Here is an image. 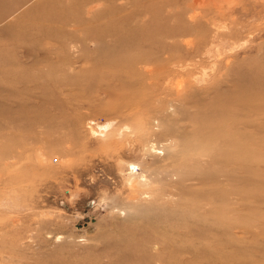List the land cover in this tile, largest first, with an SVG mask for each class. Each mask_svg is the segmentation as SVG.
<instances>
[{"label":"rangeland","instance_id":"rangeland-1","mask_svg":"<svg viewBox=\"0 0 264 264\" xmlns=\"http://www.w3.org/2000/svg\"><path fill=\"white\" fill-rule=\"evenodd\" d=\"M0 264H264V0H0Z\"/></svg>","mask_w":264,"mask_h":264}]
</instances>
